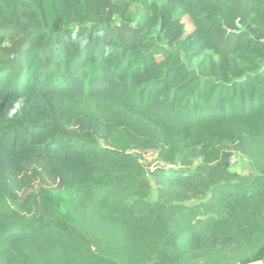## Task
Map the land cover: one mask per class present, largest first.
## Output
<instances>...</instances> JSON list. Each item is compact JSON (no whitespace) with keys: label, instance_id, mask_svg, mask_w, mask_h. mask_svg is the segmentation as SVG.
I'll list each match as a JSON object with an SVG mask.
<instances>
[{"label":"trees","instance_id":"obj_1","mask_svg":"<svg viewBox=\"0 0 264 264\" xmlns=\"http://www.w3.org/2000/svg\"><path fill=\"white\" fill-rule=\"evenodd\" d=\"M256 261L264 0H0V264Z\"/></svg>","mask_w":264,"mask_h":264},{"label":"rangeland","instance_id":"obj_2","mask_svg":"<svg viewBox=\"0 0 264 264\" xmlns=\"http://www.w3.org/2000/svg\"><path fill=\"white\" fill-rule=\"evenodd\" d=\"M157 2H162L164 0H156ZM185 23L186 30L190 31L192 29V24L189 22L187 17H184L182 20ZM141 162L145 165L148 171H153L155 168L162 166L163 164L157 158V153L155 151H145L142 153ZM200 163V158L196 159V164ZM250 160L249 158L241 151L234 150L232 157H231V165L230 169L234 172L240 173L241 175H247L250 171ZM149 172V174H150ZM147 177L150 178V194L151 197L154 199L157 198L159 194V182L157 179L151 177L150 175ZM50 187L56 188L57 183H49ZM195 201L194 200H187L184 201V205H191ZM105 229L116 231L115 227L105 226ZM152 229V217L151 214L146 210L138 213L135 216V220L125 227V229H118L120 234L123 236L124 241L130 246L132 253L134 256H142L145 251L147 250L148 246L154 239V235L149 234Z\"/></svg>","mask_w":264,"mask_h":264},{"label":"crops","instance_id":"obj_3","mask_svg":"<svg viewBox=\"0 0 264 264\" xmlns=\"http://www.w3.org/2000/svg\"><path fill=\"white\" fill-rule=\"evenodd\" d=\"M249 264H264V261H256V262H252V263H249Z\"/></svg>","mask_w":264,"mask_h":264}]
</instances>
